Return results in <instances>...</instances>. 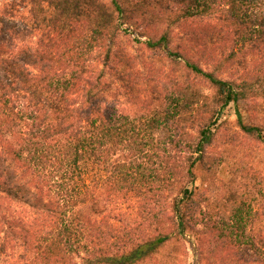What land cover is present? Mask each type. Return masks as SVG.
Returning a JSON list of instances; mask_svg holds the SVG:
<instances>
[{"label": "trees", "instance_id": "obj_1", "mask_svg": "<svg viewBox=\"0 0 264 264\" xmlns=\"http://www.w3.org/2000/svg\"><path fill=\"white\" fill-rule=\"evenodd\" d=\"M123 25L149 51L168 52L177 38L170 56L210 93L146 79L121 46ZM259 100L264 0H6L0 264L153 263L187 232L199 236L198 255L207 236L218 257L254 250L240 207L204 216L209 231L198 234L204 210L189 185L230 105L242 132L264 143L239 110L256 116Z\"/></svg>", "mask_w": 264, "mask_h": 264}, {"label": "rangeland", "instance_id": "obj_2", "mask_svg": "<svg viewBox=\"0 0 264 264\" xmlns=\"http://www.w3.org/2000/svg\"><path fill=\"white\" fill-rule=\"evenodd\" d=\"M5 1L0 0V9ZM103 1L110 5L112 0ZM121 34L122 48L135 56L140 63L142 75L146 79H154L155 85L160 84L163 79L165 82L159 87L170 88L171 83L179 79L190 85L194 84L201 92L210 93V87L206 83L187 76L182 58L170 56L169 53L175 51L179 44L177 38L168 52H154L141 44L147 38L140 31L123 25ZM204 68L208 69L207 66ZM220 76L232 79L228 73ZM258 102L256 116L249 113L244 103H241L239 110L243 123L261 127L264 135V100ZM237 113L236 106L232 104L222 114L215 141L208 150L210 159L206 165L198 164L195 167V181L189 188L196 192V200L204 210L196 226L198 234L209 231L204 216L220 220L221 216L228 218L234 209L240 207L245 219L249 221L248 233L254 237L257 246L248 251L249 254H245L242 253L243 248L237 245L233 253L218 257V245L214 242L217 241L216 238L207 236L203 255H198L196 238L199 236L187 232L177 242L165 248L160 260L145 264H264V143L242 132ZM80 262L81 260H76L77 264Z\"/></svg>", "mask_w": 264, "mask_h": 264}]
</instances>
